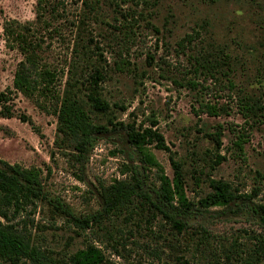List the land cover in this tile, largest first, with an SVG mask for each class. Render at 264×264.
Masks as SVG:
<instances>
[{"label":"rangeland","instance_id":"rangeland-1","mask_svg":"<svg viewBox=\"0 0 264 264\" xmlns=\"http://www.w3.org/2000/svg\"><path fill=\"white\" fill-rule=\"evenodd\" d=\"M62 1L61 15L82 18L79 41L87 46L71 81L82 92L89 73L100 71L97 86L108 107L90 113L105 130L92 138L79 165L59 140L54 115L12 91L14 113L0 116V157L41 167L47 196L76 214L87 213L98 207L97 182L124 176V163L139 164L123 129L111 123H132L138 130L150 126L169 151L153 143L149 149L169 178V154L179 162L189 199L196 202L209 189V178H220L248 200L197 209L181 232L143 198L130 212L84 229L71 227L40 201L32 221L26 217L34 243L59 258L92 241L104 254L101 264H240L264 230L249 209L264 203V0ZM34 3L0 0V90L11 87L20 58L5 44L2 21L32 18ZM118 61L124 69L115 68ZM205 103L217 113L208 114ZM146 174L149 187L157 183L153 168Z\"/></svg>","mask_w":264,"mask_h":264},{"label":"trees","instance_id":"trees-1","mask_svg":"<svg viewBox=\"0 0 264 264\" xmlns=\"http://www.w3.org/2000/svg\"><path fill=\"white\" fill-rule=\"evenodd\" d=\"M34 1L32 18L19 20L8 17L2 21L5 44L15 49L20 58L12 72L11 87L0 90V116L13 115L10 93H21L39 109L54 115L59 140L65 142L73 159L82 165L92 138L105 130V126L95 122L90 113L92 109L104 111L108 107L97 86L101 73L93 69L82 92L73 85L72 71L80 53L87 50V46L79 41L82 18L76 14L61 15L59 12L66 9L62 0ZM55 46L61 51H56ZM115 68L124 69L122 61L116 62ZM64 73L66 77L62 85ZM228 84L231 86V81ZM203 108L208 114L217 113V108L211 103H205ZM19 119L29 120L24 115H20ZM117 124L123 129L124 140L135 150L139 164L124 163L121 170L122 173L126 172L124 176L114 177L108 182H97L98 207L87 213L76 214L65 202L47 196L43 189L41 167L24 166L0 157V262L102 263L104 254L92 241L59 258L47 255L34 243L31 229L26 225V217H30L29 222L32 221L31 214L40 201L49 203L71 227L84 229L111 215L130 212L136 207L135 200L143 198L177 232L185 229L187 219L197 209L246 204V195H239L227 180L220 178H209V189L196 202L189 199L182 186L179 162L169 154L173 169V175L169 178L147 145L153 143L154 147L169 151L162 134L150 126L135 129L132 123L118 122L111 123V126ZM242 141V137L237 135L235 144L238 148H241ZM152 168L157 183L149 187L146 183V170ZM249 209L264 227V203L249 205ZM262 233L255 237L252 249L240 264H264V230ZM207 263L221 264L215 261Z\"/></svg>","mask_w":264,"mask_h":264}]
</instances>
